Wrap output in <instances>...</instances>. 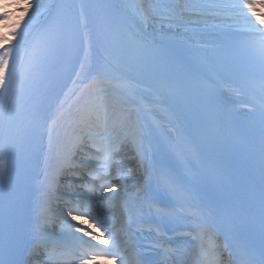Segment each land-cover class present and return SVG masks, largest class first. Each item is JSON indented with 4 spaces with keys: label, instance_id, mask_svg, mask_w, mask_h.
Segmentation results:
<instances>
[{
    "label": "snow or ice",
    "instance_id": "obj_1",
    "mask_svg": "<svg viewBox=\"0 0 264 264\" xmlns=\"http://www.w3.org/2000/svg\"><path fill=\"white\" fill-rule=\"evenodd\" d=\"M224 7L201 0H11L2 6L0 27L10 32L0 31V264H116L117 259L120 264H264V0H239L226 6L231 11ZM8 9L21 15L12 20ZM25 16L27 22L17 31ZM218 23L243 38L193 46L162 32L158 40L148 31L155 24L179 29ZM81 51L76 77L85 83L72 92V103L65 107L67 97L50 102L53 87L37 98V86L57 82V68ZM120 67L147 74L156 87L113 75ZM145 93H158L181 111H193L201 124L198 131L211 142L235 145L239 138H230L235 126L225 125L220 116L236 111L234 103L246 110L249 119L240 135L247 147L253 146L258 127V208L251 180L227 200L207 191L209 186L232 185L233 177L219 163L206 164L193 144V129L176 128L173 134L165 126L163 144L153 139L142 114L155 111L160 100L159 95L149 100ZM44 136L48 147L43 178L37 182L39 195L28 224L25 209L32 184L27 174L36 154L33 145ZM18 157L22 165L14 167ZM126 159L135 167L124 170ZM141 168L142 177L133 175ZM81 172L88 182L65 202L67 219L60 239L44 236L45 226L56 218L53 206L60 199L61 178ZM126 177L136 180L131 196L128 188L115 183ZM65 187L74 188L71 183ZM117 200L119 227H106L95 211ZM178 212L194 225L192 231L176 234L192 238L191 258L179 256L187 245L173 246L160 227H149L159 237L150 248L130 242L134 225L174 221ZM257 224L259 250L253 238ZM101 227L110 239H102ZM125 236L129 243L122 246ZM221 236L224 242L218 243ZM145 251L154 258H146Z\"/></svg>",
    "mask_w": 264,
    "mask_h": 264
},
{
    "label": "bare ground",
    "instance_id": "obj_2",
    "mask_svg": "<svg viewBox=\"0 0 264 264\" xmlns=\"http://www.w3.org/2000/svg\"><path fill=\"white\" fill-rule=\"evenodd\" d=\"M117 1L119 3H124V4H127L130 2V0H117ZM33 2L35 3L36 0H33ZM42 2L45 4H50V3H55V0H42ZM12 13H13L12 20H15L16 18H18L21 15V13L19 11H17V12L13 11ZM30 15H31V10L29 11L28 16H30ZM44 15H47L46 11L44 12ZM28 16L24 17V20L21 23L20 29H16L17 31H19L23 28V24L27 22ZM10 23H11V21H10ZM186 27L190 30L185 31ZM149 29L152 31H155V33H157V32L161 33L162 32L163 34H166L169 37H172L175 39L180 38L178 40L186 39L188 41V43L193 45V46L197 45V44H202V43L214 45L220 41V39L218 37L222 31L232 30L231 28L228 27V25L226 23H218L217 25H211V24L210 25H204V24L186 25V26H181L179 29H177L176 27L169 28L168 25H166V24L164 25L163 28H161V26L159 24H155V25H153L152 28H149ZM0 31L5 32V33H9L10 28L0 27ZM0 51H2V50H0ZM97 61L99 63L103 62V57L99 53L97 54ZM120 74H124L133 80L140 81L141 84L143 85V87L152 86L149 83L141 81L140 79H138L137 76H135V75L129 73L128 71L124 70L122 67L117 68L113 71V75L118 76ZM84 83H85V81L83 78L78 80L77 77H76L75 81L72 82V84L69 86L68 90L65 91L64 97L61 99V100H65V98L67 97L65 107H67L68 104H71L73 99H74V96H72V92L75 91L79 87H83ZM145 94L148 96L149 100H153V101L157 100L158 95H159L158 93H145ZM165 99L166 98L164 96L159 95L160 103H159V107L156 110L159 111L161 115H165L166 113H168L166 111V109L162 106ZM145 114H147V113L142 114V122L146 126V123L143 120V117L145 116ZM169 117H170V115L166 114L165 121H166L167 125L171 126L174 122L169 121ZM130 154H131V152L128 153V156H130ZM43 162H44V160H43ZM78 179H81V178H78ZM130 192L131 191H129V193ZM94 203L99 204V201H95ZM106 207L109 208V209L107 208V211L104 210L106 213L112 212L111 206H106ZM100 208H102V207H100ZM98 217L101 221H103L100 217V214H98ZM85 219H87L90 223H92V222L96 223V221L93 220L92 216H87V217H85ZM74 222H76V221H74ZM76 223L78 224V222H76ZM97 227H100V224H97ZM101 232H102V230H101ZM43 234H44V236L48 237V234L46 231H44ZM58 235H60V232L58 233ZM102 239H104V237ZM100 246L104 247V245H102V244Z\"/></svg>",
    "mask_w": 264,
    "mask_h": 264
},
{
    "label": "rangeland",
    "instance_id": "obj_3",
    "mask_svg": "<svg viewBox=\"0 0 264 264\" xmlns=\"http://www.w3.org/2000/svg\"><path fill=\"white\" fill-rule=\"evenodd\" d=\"M10 2H11V0H0V10H3V8H2L3 5L10 3ZM204 3H212V4L222 5V6H225L223 8V11H231V9L227 8L226 6L234 4V3H239V0H211V1H206ZM8 10L11 12H13V11L17 12L16 9H8ZM131 155H132V153H131ZM133 175H139V170L136 173H134ZM69 177L71 178V176H68L67 178H69ZM63 179H65V178H63ZM127 179L129 180L128 185L134 186L136 184V180L134 178H132V177L123 178V180H125V181ZM73 191H74V188L68 189L65 186H61L60 192H59L60 199H58L53 206L56 218L53 220L51 225L45 226V228L48 231L51 230L53 233H57L58 231H60L62 223L67 219V212H66V206H65L64 199H66L68 196H71ZM98 208H99L98 211L101 210V213H103L102 211H103L104 207H102V208L98 207ZM108 221L109 220H105L103 222H104V224H106V222L108 223ZM84 227L86 228V226H84ZM86 230H88V229L86 228ZM101 230H105V228L101 227ZM87 239H89V238H87Z\"/></svg>",
    "mask_w": 264,
    "mask_h": 264
}]
</instances>
